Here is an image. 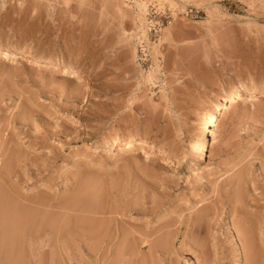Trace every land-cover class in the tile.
<instances>
[{
	"label": "rangeland",
	"instance_id": "obj_1",
	"mask_svg": "<svg viewBox=\"0 0 264 264\" xmlns=\"http://www.w3.org/2000/svg\"><path fill=\"white\" fill-rule=\"evenodd\" d=\"M1 44L59 63L0 54V183L32 218L0 264H264V92L224 97L264 85V0H0Z\"/></svg>",
	"mask_w": 264,
	"mask_h": 264
},
{
	"label": "bare ground",
	"instance_id": "obj_2",
	"mask_svg": "<svg viewBox=\"0 0 264 264\" xmlns=\"http://www.w3.org/2000/svg\"><path fill=\"white\" fill-rule=\"evenodd\" d=\"M9 49L10 48L5 46V44L4 45L1 44L0 45V54L5 55L6 52L9 51V54L11 56H13V57L18 56L19 58H22L25 61H30V62L36 63L37 60L43 59L47 63H59L53 57L52 58H48V57L46 58V57H43L41 54H22L21 52L18 53V51L15 52V51L9 50ZM61 66H62V71H64V73H66L68 75L74 74L76 77L77 76L80 77L81 75H83V71H85V70H77V69L73 68L72 66L64 64V63H62ZM263 92H264V85L245 86L244 84H241L234 91L229 90V91L225 92L224 97H227L230 100V103H235L237 100L241 99L242 93H247V94L252 95L254 93H263ZM222 100H223V98H222ZM221 102H220V104H221ZM218 108H219V103H213L212 104V111L213 112H217ZM214 117H216V116H214V115L211 116L212 120H211L210 124L212 126V129L217 127V123H216V120L214 119ZM210 134H212V132L209 133V130L206 131L204 133V138L208 137ZM90 143L93 145H97V146L98 145L109 146L111 143H113V141L109 138H92L90 140ZM132 143H133V139H126L124 141L118 142V150H120V151L126 150L129 148L128 146ZM135 143L137 145L136 147H138V148L139 147L146 148V147H151L154 145V144H152L151 141H146V140H138V141H135ZM205 152H206V149L203 148L202 153L198 157V159L204 158L206 156L204 154ZM7 173H9V172H7ZM7 176H10V173ZM4 178L1 180V183H0V230L3 231V236L7 240L9 237V234H10L9 233V226H10L11 222L17 220V218L19 217L20 214H22V217H23L22 219L25 220L27 223L32 218H31V216L27 215L28 213L27 214H26V212L23 213L24 211L22 210V206L24 204L22 200H26L28 195L26 193H24L22 190H17L19 192H14L10 188V183H11V180H13V179L10 177H8V178L4 177ZM13 192L16 194L17 197H14ZM36 202H38V201H36ZM23 208H24V206H23ZM95 231H97V230H95ZM92 236H95V235H92ZM145 236H147V235L145 234ZM143 241H144V239H143ZM7 245H8V243H7ZM9 246H7L6 248H9ZM6 250L8 251L7 252L8 256H6V258L8 257L7 262L9 264H17L16 256L11 251L12 249L10 250V248H9ZM124 250L125 249H122L121 252H123ZM127 250H129V249H126V252H128ZM126 252H125V254H126ZM129 253H130V251H129Z\"/></svg>",
	"mask_w": 264,
	"mask_h": 264
}]
</instances>
